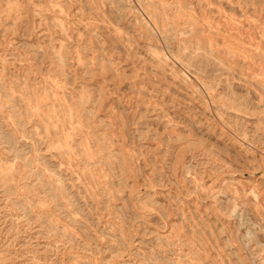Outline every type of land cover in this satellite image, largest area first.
<instances>
[{"label": "rangeland", "instance_id": "1", "mask_svg": "<svg viewBox=\"0 0 264 264\" xmlns=\"http://www.w3.org/2000/svg\"><path fill=\"white\" fill-rule=\"evenodd\" d=\"M0 264H264V0H0Z\"/></svg>", "mask_w": 264, "mask_h": 264}]
</instances>
